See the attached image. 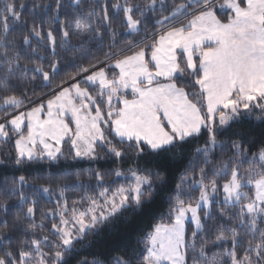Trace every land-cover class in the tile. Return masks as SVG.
Returning a JSON list of instances; mask_svg holds the SVG:
<instances>
[{
	"label": "snow or ice",
	"instance_id": "obj_1",
	"mask_svg": "<svg viewBox=\"0 0 264 264\" xmlns=\"http://www.w3.org/2000/svg\"><path fill=\"white\" fill-rule=\"evenodd\" d=\"M74 3L80 6V0ZM24 7L3 0L0 13V90L11 93L0 96V143H14V155L8 153L0 165L54 164L62 158L92 162L103 159V151L130 166L111 172L123 177L122 183L106 182L105 173L95 170L93 194L70 201L65 195L69 188L85 187L77 174L76 184L58 188L55 207L41 212L39 224L36 201L29 203L18 187L27 183L26 178L21 175L11 185L5 180L0 212L27 204L13 226L19 228L27 220L22 231L30 238L13 247L12 237L0 231V264H71L76 243L86 234L125 211L147 210L162 194L169 208L161 222L137 239L129 255L116 256L109 264H264V130L254 152L257 141L249 131L257 127L253 118L264 123V0H172L170 11L166 0H146L143 5L112 0L105 4L101 20L113 41L116 20L129 34L143 30V38L128 41L118 51L103 52V59L97 57L87 67L79 66L51 98L35 107L26 104V90L17 95L10 87V81L19 78L17 72H29L20 51L9 54L15 40L8 36L16 31L18 9ZM56 7L58 11L60 0ZM147 12L158 17L151 33L142 29ZM93 16L89 11L75 20L77 39L85 34L102 37L100 24L93 28ZM60 31L61 45L67 48L72 33L65 22ZM33 35L41 43L47 41L56 54L51 28L45 36L33 24L30 35L23 36V44L35 54ZM29 62L35 63L31 57ZM58 64L49 65L52 73L58 72ZM31 70L51 81L42 64ZM201 138L203 143L192 150L187 167L170 188L169 165ZM218 149L231 155L213 164ZM39 190L52 196L50 186ZM13 198L16 205L10 204ZM47 217H52L48 231L55 243L49 235L36 234L37 229L44 231ZM7 227V220L0 221V228ZM206 231L214 232L212 243L220 249L211 255L202 235Z\"/></svg>",
	"mask_w": 264,
	"mask_h": 264
},
{
	"label": "trees",
	"instance_id": "obj_2",
	"mask_svg": "<svg viewBox=\"0 0 264 264\" xmlns=\"http://www.w3.org/2000/svg\"><path fill=\"white\" fill-rule=\"evenodd\" d=\"M16 4H24L23 9H18L21 12L20 21L16 22V31L8 36L9 40H15L14 45H10L9 54L13 51L21 52V63L29 64V72L24 75L17 72L18 79L10 81L11 90L15 94L20 95L26 90L27 100L26 104L31 107L37 106L39 103L45 102L48 98H51V93L62 80L67 78L69 73H75L79 66L83 65L87 67L89 62H95L98 57L103 59V52L105 51H118L120 48H124L128 41H139L145 35L142 30L140 34H129L126 29L121 27L120 21H113L112 27L116 29L117 35L115 41H113L111 32L105 27L104 22L101 20L102 10L105 4L110 5L112 0H80V6L74 3V0H60L61 7L57 11L56 0H15ZM123 2V0H121ZM131 3L141 4L146 3V0H130ZM180 3L181 0H176ZM222 2V0H221ZM169 11L171 10L172 0H166ZM89 11L94 12V16L91 18L93 28L97 23L100 24L102 30V37H89L85 34L84 37L77 39L75 20L79 17H86ZM157 13L160 11L159 5H157ZM3 12V0H0V13ZM111 14V10H110ZM138 15V13H137ZM164 15H168V11L164 12ZM223 15V13H220ZM56 17L53 20V17ZM147 19L142 25L143 28H147L151 33L153 30L155 19L157 15L152 12H147ZM61 22H65L68 26L70 35V46L62 47L61 42L64 39L60 31ZM33 24L37 26L38 30H41L42 35L46 36L49 28H51L56 36V54L53 55L50 45L47 41L41 43L34 35L31 36V47L37 49L35 54L31 53V48L23 44V36L30 35V29ZM102 40V46H101ZM115 44V47L111 45ZM142 46V45H141ZM0 51H3L0 48ZM29 57L35 63L29 62ZM42 58V59H41ZM58 61V72L52 73L49 65ZM35 64H42L45 71H49L51 75V81L46 82L42 79L39 73H34L31 69L35 67ZM2 75V73H0ZM36 79H32L33 76ZM82 86H85L82 84ZM191 91V89H189ZM11 94L5 93L0 90V96ZM128 98L131 99V93H128ZM115 103V101H114ZM20 110H27L22 108ZM3 112H0V116ZM252 125L257 127L249 129L253 133V139L257 141L252 146V151H257L259 148L260 133L264 130V123H261L255 118L252 119ZM247 125H245L246 127ZM112 138V137H109ZM114 142H116L114 140ZM203 138L199 141H193L190 145L186 146L187 150L183 154L182 159H177L169 165V176L173 183L169 185L170 188L174 187V183L179 180L181 172L185 170L188 165V158L192 155V150L197 144H202ZM65 153H68V145H64ZM99 151V150H98ZM8 153L14 155V143L13 140H9L6 143H0V159H6ZM100 155L104 157L98 161L78 160L72 161L70 158L65 160L61 159L58 163L49 164L47 162L32 163L23 167H16L12 163H6L0 165V188L3 187V182L8 181L11 185V181L18 179L23 175L27 183L18 186L20 187L29 203L32 200L36 201V223L41 221V212H46L48 209L55 207V201L58 198V188L65 184H76V176L79 174V184L85 187L69 188L66 191V197L71 201L72 199H78L81 196L87 194H93L97 181L94 177V171L100 170L105 173L106 182L117 181L119 183L124 182V178L114 177L111 175L113 169L119 167L123 171H127L130 166V162H115L114 158L105 156L103 151H100ZM231 153L225 149L224 151L217 150L214 154L213 164L217 163L221 159H225ZM209 168L212 167L210 164ZM247 167V165H244ZM91 177V178H90ZM223 183V180L220 181ZM50 186L52 189V196L43 193L39 189L41 186ZM115 186V185H113ZM194 195H198L195 193ZM18 201L13 198L10 204L16 205ZM27 204L23 209L19 207H13L10 212L4 214L0 212V221L7 220L8 227L6 229L0 228V231L10 235L12 237L13 247L18 246L20 239L30 238L25 236L22 228L28 223L24 221L19 228H14L13 222L17 213L22 215L23 211H26ZM169 208V203L166 194H162L157 197L152 205L147 210H141L139 212H132L131 210L118 214L115 218L109 222L98 225L96 229L86 234L83 240L76 243L71 264H80L81 261H87L88 264H93V261L100 260L102 264H109V262L116 256L129 255L131 250L137 245V239L151 230V226L157 222H161L162 214H166ZM52 217H47L44 220L46 225L43 232L40 229L36 230V234L49 235L50 242L55 243L56 238L52 236L48 229L51 227ZM163 222L167 223L168 220L165 217ZM211 223V222H209ZM208 240L206 251L208 255H211L213 251H219L220 249L212 243L214 240V232L206 231L203 233ZM188 236H191V230L189 229ZM200 240L197 238V250L199 248ZM190 264V261H189Z\"/></svg>",
	"mask_w": 264,
	"mask_h": 264
},
{
	"label": "crops",
	"instance_id": "obj_3",
	"mask_svg": "<svg viewBox=\"0 0 264 264\" xmlns=\"http://www.w3.org/2000/svg\"><path fill=\"white\" fill-rule=\"evenodd\" d=\"M129 92H130V90H129Z\"/></svg>",
	"mask_w": 264,
	"mask_h": 264
},
{
	"label": "rangeland",
	"instance_id": "obj_4",
	"mask_svg": "<svg viewBox=\"0 0 264 264\" xmlns=\"http://www.w3.org/2000/svg\"><path fill=\"white\" fill-rule=\"evenodd\" d=\"M189 224H190V222H189Z\"/></svg>",
	"mask_w": 264,
	"mask_h": 264
}]
</instances>
